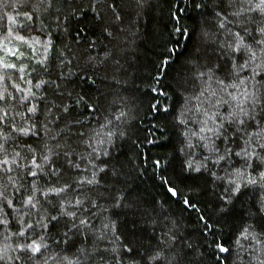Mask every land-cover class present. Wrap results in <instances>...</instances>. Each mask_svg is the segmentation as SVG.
<instances>
[{
    "label": "snow or ice",
    "instance_id": "snow-or-ice-1",
    "mask_svg": "<svg viewBox=\"0 0 264 264\" xmlns=\"http://www.w3.org/2000/svg\"><path fill=\"white\" fill-rule=\"evenodd\" d=\"M0 6V264H264V0H171L150 126L118 77L159 0Z\"/></svg>",
    "mask_w": 264,
    "mask_h": 264
},
{
    "label": "trees",
    "instance_id": "trees-1",
    "mask_svg": "<svg viewBox=\"0 0 264 264\" xmlns=\"http://www.w3.org/2000/svg\"><path fill=\"white\" fill-rule=\"evenodd\" d=\"M169 3H171V0H159L160 7L153 12L151 18L143 22L142 30L145 32V35L137 40L135 47L131 49L124 60H122L124 69L118 77L126 81V83L120 86V94L129 97L136 104L142 103L139 115L144 117V126H150L152 123H156L154 118L156 114H145L148 106V97L151 96L147 84L151 82V74L154 72V61L158 58L161 32H163L165 36L167 35L165 23ZM24 10L25 9H21L20 11ZM4 11L14 14L11 7L5 9L0 6V16H3ZM0 23H4V21H0ZM157 26H159L160 31L154 32L153 29ZM182 43L184 42L182 41ZM157 135H159V133H157ZM177 139V137H171L170 140L161 139L158 145H144L143 148L152 158H161L162 156H167V154L172 151L173 146L176 145ZM122 152L129 154V146L125 145ZM121 159H123V157H121ZM137 163L139 164L140 161L137 160ZM177 164L178 161H174L172 168H176ZM169 170L171 171L172 169ZM133 179L134 183L139 186L149 200L153 197L157 199L166 198V194L160 186V181L152 175L151 164H149L144 175L137 178L135 174H133ZM251 195L258 196L259 193H252ZM245 200H247V198H245ZM248 203L250 202L243 205L245 209L248 207ZM171 210L179 215L180 205L173 204ZM183 215L187 225L185 232L191 234L193 232L191 225L194 223L195 214L185 212ZM244 223V213L243 211H238L236 216L232 218L231 231L225 233V239L228 240L229 244L234 240L233 232L238 230ZM205 264H215L211 252H209V255L205 258Z\"/></svg>",
    "mask_w": 264,
    "mask_h": 264
}]
</instances>
